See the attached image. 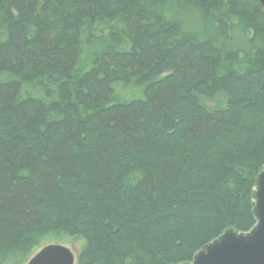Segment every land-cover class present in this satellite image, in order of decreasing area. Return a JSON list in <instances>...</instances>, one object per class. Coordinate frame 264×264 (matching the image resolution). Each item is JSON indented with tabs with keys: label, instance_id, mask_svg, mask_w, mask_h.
Masks as SVG:
<instances>
[{
	"label": "trees",
	"instance_id": "1",
	"mask_svg": "<svg viewBox=\"0 0 264 264\" xmlns=\"http://www.w3.org/2000/svg\"><path fill=\"white\" fill-rule=\"evenodd\" d=\"M263 164L259 0H0V264L189 262L255 225Z\"/></svg>",
	"mask_w": 264,
	"mask_h": 264
},
{
	"label": "water",
	"instance_id": "2",
	"mask_svg": "<svg viewBox=\"0 0 264 264\" xmlns=\"http://www.w3.org/2000/svg\"><path fill=\"white\" fill-rule=\"evenodd\" d=\"M264 8V0H259ZM255 225L247 231L227 230L197 250L189 262L180 264H264V164L253 186ZM69 247L48 243L26 264H74Z\"/></svg>",
	"mask_w": 264,
	"mask_h": 264
},
{
	"label": "rangeland",
	"instance_id": "3",
	"mask_svg": "<svg viewBox=\"0 0 264 264\" xmlns=\"http://www.w3.org/2000/svg\"><path fill=\"white\" fill-rule=\"evenodd\" d=\"M170 1V3L171 4H174L175 2H176V0H169ZM60 5H57L56 7H59ZM50 7L51 8H53V9H56V11L58 12V15H57V17L61 14V9H58V8H56V7H54V4L53 3H51V5H50ZM60 7H63V6H60ZM177 14H178V11H177V8H173V17H176L177 16ZM52 16V15H51ZM51 16H49V19H52L51 18ZM53 17V16H52ZM208 31H209V33H212L211 32V29H208ZM239 42L240 43H242V41L241 40H239ZM177 61L178 62H180V61H184V62H186V60H183L181 57L180 58H178L177 59ZM180 72H182V71H180ZM182 74V73H181ZM173 78H171V79H169V80H172ZM259 81V80H258ZM258 81L257 82H255V89H252V90H245L246 92H248V93H251V92H253V94L254 93H260V87H258ZM251 83H252V81L251 80H249V81H247L246 82V84L247 85H251ZM144 87V86H143ZM237 87H241L240 85H238V86H236V88H233L232 90L235 92L236 91V89H237ZM151 89L153 88V87H150ZM156 88V87H155ZM154 88V89H155ZM118 91H120V93L123 95V97H125V98H127V99H130V98H136L134 95H133V93L131 92V90L130 89H124V90H118ZM152 93V92H151ZM136 95H138V96H140V94H138V93H136ZM117 100H121V99H118V98H116ZM142 111V110H141ZM144 112V111H143ZM150 118L153 120V121H155L156 119L155 118H153L152 117V115L150 116ZM143 119H146V118H143ZM182 123H185V121L183 120L182 121ZM83 241H84V239L81 237V236H69V235H61V237H57V236H55L54 238H48L46 241H44L39 247H37L34 251H33V253L31 254V256L34 254V253H36L43 245H46V244H48V243H59V244H62V245H66V246H68V247H70L72 250H73V253H74V255H75V258L77 257V255H78V253H79V251H80V249H79V247L81 246V244L83 243ZM30 256V257H31ZM29 257V258H30ZM28 258V259H29ZM27 259V260H28Z\"/></svg>",
	"mask_w": 264,
	"mask_h": 264
}]
</instances>
